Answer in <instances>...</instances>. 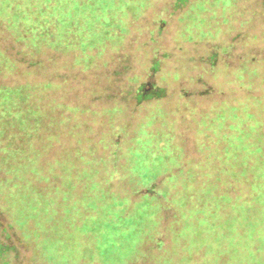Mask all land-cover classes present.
I'll return each instance as SVG.
<instances>
[{
    "label": "trees",
    "instance_id": "1",
    "mask_svg": "<svg viewBox=\"0 0 264 264\" xmlns=\"http://www.w3.org/2000/svg\"><path fill=\"white\" fill-rule=\"evenodd\" d=\"M148 1L7 0L3 14L15 41L23 45V57L32 64L35 60L27 54L45 49L86 51L116 44L129 17L137 18L146 9L121 11L118 6ZM203 1L199 5L211 2ZM204 10L186 11L195 16ZM4 57L0 70L15 66ZM248 62L237 70L255 76L254 57ZM260 79L264 83V77ZM152 89L157 96L161 93ZM44 90V84L31 82L0 86V213L36 256L48 264H91L95 259L101 264H132L147 258L152 264H169L188 263L200 254L210 259L202 264H264V91L244 107L214 102L211 114L208 109L200 112L195 130L204 135L191 154L168 127V117L167 123L147 118L157 108L173 112L166 101H155L129 146L105 156L95 147L78 146L47 156L45 146L35 145L54 139V132L47 134L52 131V107L45 102ZM149 94L139 85L135 98L138 102ZM39 131L47 135L39 137ZM162 143L178 164L168 171L161 163L169 159L159 147ZM116 173L125 175V190L114 186ZM18 184L33 194L28 215L47 233L43 241L5 209V189ZM166 210L172 214L163 225ZM163 229L170 235V250L161 237ZM155 250L168 252L154 260Z\"/></svg>",
    "mask_w": 264,
    "mask_h": 264
},
{
    "label": "rangeland",
    "instance_id": "2",
    "mask_svg": "<svg viewBox=\"0 0 264 264\" xmlns=\"http://www.w3.org/2000/svg\"><path fill=\"white\" fill-rule=\"evenodd\" d=\"M226 1L211 0L208 6L226 4ZM130 2L136 3L139 0H128ZM202 3L205 2L149 0L147 5L151 7H146L137 18L129 17V24L116 44L86 51L77 49L60 52L45 49L39 54H27V57L35 60L31 64L23 57V45L15 41V33L8 27V16L4 17L8 2L0 0V69L5 65L4 56L10 57L15 65L8 70H0V86L23 82L44 84L45 102H49L52 107L49 125L52 131H47V134L54 132V139L47 141L42 138L36 142V147L45 146L47 156L75 146L83 150L95 147L96 153L105 156L113 149L129 146L130 137L136 133L134 130L142 121L146 109L152 107L155 101H166L175 112L173 120L178 121L174 125L176 136L181 143L184 141L185 148L191 154L196 150V140L203 135H197L198 131L195 130L199 119L189 120L185 115L189 109H197L199 115L214 102L241 103L244 107L252 101L253 95L261 98L259 93L264 91V83L260 79L264 77V43L251 47H244V43L249 34L259 38L264 32V0H236L234 4L237 7L233 11L240 15L215 16L214 24L220 31L228 26L223 23L225 20L231 24L232 21L243 22L244 13L251 16L248 26L228 35L226 43L208 38L214 34L212 28H201L199 35L204 39L172 43L173 18ZM165 9V17L157 18ZM212 11L220 13L222 9ZM200 16L205 24L213 23L209 19L211 13L208 10L201 12ZM191 17L194 18L193 15ZM202 31H205L204 35ZM141 54L146 70L134 83H127L126 77L136 69V60ZM250 57L256 61L255 76H242L237 68L240 63L248 62ZM178 59H184L189 68L195 70L189 71L187 79L170 85L161 79L160 73L166 62ZM77 60L80 61L79 65L76 64ZM213 77L218 79L214 80ZM139 85H143L145 90L149 89L150 94L137 102L135 92ZM155 87L161 89L158 96L153 93L152 88ZM115 109L120 110L118 119L114 116ZM116 128L118 132L114 130ZM45 134V131H39L37 135L41 137ZM113 179L116 189L125 190V175L116 173ZM171 214V210L164 211L163 225ZM8 222L0 213V264H48L46 258L34 254L32 245L24 246V243H20L19 231L14 227L9 228ZM161 237L165 238L166 250H170V235L165 229ZM167 252L155 250L154 260H159ZM207 258L209 256L200 257L198 254L188 263L173 260L169 264H202L210 261ZM151 260L140 259L132 264H149ZM91 264L101 262L95 259Z\"/></svg>",
    "mask_w": 264,
    "mask_h": 264
},
{
    "label": "clouds",
    "instance_id": "3",
    "mask_svg": "<svg viewBox=\"0 0 264 264\" xmlns=\"http://www.w3.org/2000/svg\"><path fill=\"white\" fill-rule=\"evenodd\" d=\"M9 5H5V10ZM96 7L100 8H112L113 5H96ZM121 11L125 7L130 8H136L137 11L141 8L145 7H151L150 5L140 4V5H119L118 6ZM195 8H203L208 10L211 13V16L209 19L213 21L212 24H205L203 21L200 20V14L196 13L194 18L189 16L188 13H185L181 16H177L173 18V25H174V31L173 35L170 37V41L172 43H175L176 41H186V40H200L204 39L203 36L199 35V32L201 28H212L214 29V34L209 35V39H212L213 41L217 42H224L226 43V37L228 35H231L234 31H241L244 28L248 26V24L251 21V16L248 13H244V19L243 22L238 21H232L231 24L227 20L223 21L224 24L228 25L223 31H220L218 27L214 24V18L216 15H240L239 13H235L233 9H235L237 6L233 3H226V4H216L212 6L208 5H195ZM212 9H222L220 13H217L215 11H212ZM166 9L161 11L159 13V16L157 18H164L166 15ZM127 18V17H125ZM192 20L191 23H186L187 21ZM235 25V27H234ZM185 33H188L189 35H185ZM258 43H264V32H262L259 35V38H257L256 35L249 34V38L244 43V47H251ZM115 50V49H113ZM139 51V50H137ZM80 61L77 60L76 64L79 65ZM136 69L133 73H131L128 77H126L127 83H134L135 80L140 76V74L145 71V65L144 61L142 59V54L137 57L136 60ZM194 71L195 69H190L187 62L184 59H178L175 62H166L165 67L162 69L160 75L161 79L164 80L166 83L170 85H175L178 81L182 79L188 78L189 71ZM213 79H218V77H213ZM208 111L209 114H211L212 110L214 109L215 105H208ZM120 110L116 109L114 110V116L116 119L119 118ZM187 118L189 120L199 119V115L197 112V109H189L187 113H185ZM175 116V112H168L165 111L162 108L154 109L153 111L149 112L148 119L154 120V121H165V117H168V120L171 121V123H168V127L172 131H176V129L173 127L175 124L178 123V121L172 120V117ZM167 123V121H165ZM115 123V119L113 121ZM204 126L201 125V128ZM115 131H119L118 128L114 129ZM197 135H204L203 131L197 132ZM175 137H173L174 139ZM167 143H171V141H167ZM167 143H162L159 147H163V155L166 157H169L168 161L165 163L161 161L163 170L168 171L171 167H177L178 164L175 159H171V152L167 148ZM174 151H179L178 149H174ZM27 184V180H25V185ZM33 194L26 190V188L22 185L15 186L12 190L5 189L3 200H4V206L6 210L11 211V215L15 218L17 223L21 224V226L28 228L30 233L35 235L36 233H39V239L43 241L45 238V235L47 234L43 229L40 228L39 224L35 222V220L28 215V209L30 208L29 204V198ZM18 209H23V212L18 211Z\"/></svg>",
    "mask_w": 264,
    "mask_h": 264
}]
</instances>
